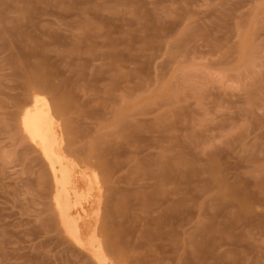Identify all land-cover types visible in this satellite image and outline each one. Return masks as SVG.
Returning <instances> with one entry per match:
<instances>
[{"label": "rangeland", "instance_id": "obj_1", "mask_svg": "<svg viewBox=\"0 0 264 264\" xmlns=\"http://www.w3.org/2000/svg\"><path fill=\"white\" fill-rule=\"evenodd\" d=\"M33 92L98 174L105 263L53 206ZM0 264H264V0H0Z\"/></svg>", "mask_w": 264, "mask_h": 264}, {"label": "bare ground", "instance_id": "obj_2", "mask_svg": "<svg viewBox=\"0 0 264 264\" xmlns=\"http://www.w3.org/2000/svg\"><path fill=\"white\" fill-rule=\"evenodd\" d=\"M36 93L20 114L21 130L39 149L50 169L53 206L64 224L61 223L62 226L77 244L104 262L105 241L97 232L101 189L98 174L89 167L78 165L64 151L54 111L48 100ZM62 108V104L57 103L56 109ZM111 243L107 244L111 247Z\"/></svg>", "mask_w": 264, "mask_h": 264}]
</instances>
